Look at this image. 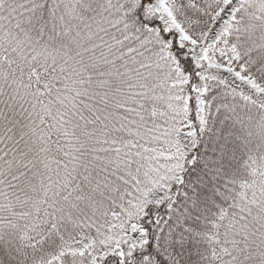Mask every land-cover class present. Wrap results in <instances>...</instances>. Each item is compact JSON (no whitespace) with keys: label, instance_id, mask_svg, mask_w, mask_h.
Here are the masks:
<instances>
[{"label":"snow or ice","instance_id":"snow-or-ice-1","mask_svg":"<svg viewBox=\"0 0 264 264\" xmlns=\"http://www.w3.org/2000/svg\"><path fill=\"white\" fill-rule=\"evenodd\" d=\"M0 264H264V0H0Z\"/></svg>","mask_w":264,"mask_h":264}]
</instances>
